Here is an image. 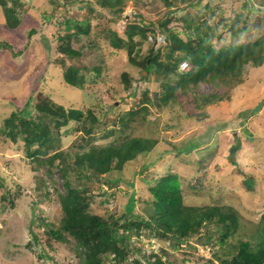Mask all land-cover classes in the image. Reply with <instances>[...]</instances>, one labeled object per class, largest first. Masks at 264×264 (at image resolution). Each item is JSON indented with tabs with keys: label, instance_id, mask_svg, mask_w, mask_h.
Instances as JSON below:
<instances>
[{
	"label": "rangeland",
	"instance_id": "obj_1",
	"mask_svg": "<svg viewBox=\"0 0 264 264\" xmlns=\"http://www.w3.org/2000/svg\"><path fill=\"white\" fill-rule=\"evenodd\" d=\"M21 2L17 10L20 24L15 28L8 29L0 9V128L2 119L13 108L21 107L35 78L41 75L34 84L37 91L45 92L65 108L84 112L91 109L100 119L92 125L91 143L104 144L129 136L155 139L149 152L126 162L120 170H111L112 176L121 180L107 188V197L94 195L90 201L92 212L103 217L109 213L115 217L125 214L133 191L136 197L133 212L143 215L148 207L144 200L149 195L150 184L145 180L173 172L178 175L185 204L230 205L239 214V226L226 237L222 248L215 244L213 250L206 249L207 246L200 244L205 239L202 236L200 242L194 237L189 239L197 247L196 251L186 243L174 249L167 239L148 238L144 234L133 236V243L144 253L154 250L163 260H173L176 264H212L206 261L212 251L216 250L219 255L224 249L232 251L240 239L254 233L264 215V62L257 67L245 64L240 76L229 78L225 84L215 86L201 81L191 89L178 88L175 101L162 106L150 101L143 109L140 102L143 91L146 90L151 99H157L162 90L160 80L156 79L154 71H150L147 78L141 76L145 74L141 65L129 62L126 49L114 48L108 40L113 29L121 33L120 26L123 27L125 19L146 24L156 22L166 13L159 0H124L118 16L100 7L91 10L88 3L79 0ZM250 2L202 0L201 5L209 3L214 12L211 16L204 15L207 22L220 34L211 38L212 47L256 38L264 31V10L253 12L250 8V5L264 4V0ZM185 11L192 18L197 12L190 6ZM238 16L246 18L251 31L231 40L224 24ZM67 19L87 20L88 30L77 32L73 26L67 28ZM170 25L180 37H186L181 21L175 20ZM72 31L77 33L69 42L81 55L70 59L61 56L57 49L63 42L59 37ZM148 33L152 34L149 27L146 36ZM120 36L125 39L123 33ZM134 41L133 56L137 60L154 49L159 51L158 59L165 61V42L151 44L139 34L134 35ZM69 64L79 68L83 79L80 85L72 86L63 80L64 67ZM96 64H104L99 73L88 68ZM122 71L131 74V83L126 89ZM168 79L173 83L172 78ZM132 91L134 94L128 96ZM212 92L221 98L203 103L201 95ZM258 105V110L249 113L248 110ZM129 109L138 113L133 121L121 126L117 119ZM127 117L126 114L124 118ZM59 132L58 148L65 150L76 149L72 142L83 134L80 121L74 119H69ZM236 143L239 147L234 153L236 162L232 163L229 146ZM174 146H180L182 152L178 153ZM23 149L20 139L13 142L0 134V264H79L80 257L71 238L66 242L52 240L48 246L46 234L42 233L49 225L57 227L59 224L61 212L54 190V187L63 190L59 171L53 167L52 173H48L47 165H39ZM198 159L202 163L199 170L196 168ZM248 175L255 179L251 190L244 184ZM88 188L96 192V184L89 183ZM40 218L44 219V226H40ZM164 248L167 255L161 252ZM111 257L105 258L103 264H110ZM128 259L131 260V254ZM213 264L221 263L217 259Z\"/></svg>",
	"mask_w": 264,
	"mask_h": 264
},
{
	"label": "trees",
	"instance_id": "obj_2",
	"mask_svg": "<svg viewBox=\"0 0 264 264\" xmlns=\"http://www.w3.org/2000/svg\"><path fill=\"white\" fill-rule=\"evenodd\" d=\"M79 1L88 3L91 10L100 7L117 14L116 16L121 15L124 3V0ZM159 1L166 8V13L156 22L146 24L141 21L136 22L134 19L129 20L122 32L125 39L120 36L122 33L119 34L113 29L108 40V44L112 47L126 49L129 62L141 65L145 72L141 76L147 78L150 71H154L156 79L160 80L159 85L162 90L157 99H151L148 92L143 91L140 101L143 109L150 101L156 106L168 105L175 101L178 88L191 89L201 81L213 83L215 86L225 84L229 78H238L245 64L257 67L264 62V31H261L256 38L249 35L251 39L231 41L214 48L211 45V38L219 37L220 34L204 16L214 14L209 3L201 5L202 0ZM21 6V0H0V9L8 29L20 24L17 10ZM189 6L197 10L193 18L188 11H185ZM250 8L253 12L260 11V8L252 5ZM177 12L182 15L177 16ZM245 19L238 16L234 21L224 24L231 40L251 31V25ZM175 20L181 21L182 26L186 28L185 38L180 37L171 27L170 24ZM65 23L67 28L73 26L78 30L77 32L88 30L87 20L67 19ZM154 26L155 30H153ZM148 27L151 28L152 33L157 31L164 35L163 45L167 46L164 52L165 61L158 59L159 51L154 49L140 60L133 56L134 35L139 34L142 38H146ZM30 30L34 31V29ZM77 32L72 31L59 37V40L63 41L57 49L61 52V56L73 59L81 55V52L69 42ZM182 60L187 61L184 70L179 69ZM103 65L96 64L88 68L99 73ZM78 70L79 68L73 64L65 66L62 73L63 80L72 86L80 85L82 82L80 80L83 79ZM121 76L126 89L131 83V74L122 71ZM168 77L173 79V83ZM40 78L41 75L35 78L21 107L13 108L2 119L0 134L13 142L20 139L24 153L35 159L39 165H47L48 173H52L53 167L59 171L63 190L59 191L56 187L54 190L58 196L61 216L57 227L49 225L48 229L42 232L46 234L48 246H51L52 240L66 242L71 238L74 250L80 257L79 264H103L105 258L110 255L112 256L110 264H176L173 260H163L154 250L144 253L136 242L133 243L132 238L141 234L148 238L155 236L159 239H167L174 249H179L181 244L186 243L196 251L197 247L189 240L191 237L199 242L200 238L204 237L200 244L207 246L205 248L208 250H213L215 244H219L221 248L225 246L228 239L226 237L239 226L238 212L230 205L185 204L177 173L166 172L167 174L157 178L145 180L150 184L149 195L144 200L148 207L144 209L143 215L133 212L136 200L133 191L129 195L125 214L115 217L109 213L107 217H103L92 212L90 201L94 199V195L107 197L109 191L107 188L113 187L121 180L118 176H112L111 170H120L126 162L149 152L155 145V139L129 136L120 141L113 140L104 144L91 143L89 135L92 125L100 119L91 109L84 112L80 109L65 108L55 103L45 92L37 91L34 84L38 83ZM133 92H129L128 96L133 95ZM156 95L157 93L155 97ZM201 97L203 103H211L221 98L216 92L203 94ZM105 108L104 114L109 106ZM258 109L259 105L248 111L250 113ZM137 113L134 109H129L117 120L121 126H125L133 121ZM126 114L128 117L124 118ZM69 119L80 121L83 134L72 142L76 149H59L61 137L59 129L68 124ZM179 147L174 146L173 149L181 153ZM238 147L239 143L229 146L228 156L232 163L236 162L234 153ZM142 166L146 167L144 163ZM200 166L202 163L198 159L196 168L199 170ZM130 182L132 185V180ZM89 183L96 184V192L88 188ZM254 183L255 179L250 175L244 179V184L249 190L253 188ZM262 219L254 233L246 236L245 239H240L237 245L233 246L232 251L224 249L220 255L216 250L212 251V256L206 261L212 264L217 259L221 264H264V215ZM41 225L44 226L43 218H40ZM161 252L168 254L166 248L161 249ZM130 254L131 260L128 259ZM185 256L189 258L187 254Z\"/></svg>",
	"mask_w": 264,
	"mask_h": 264
},
{
	"label": "built area",
	"instance_id": "obj_3",
	"mask_svg": "<svg viewBox=\"0 0 264 264\" xmlns=\"http://www.w3.org/2000/svg\"><path fill=\"white\" fill-rule=\"evenodd\" d=\"M125 21H126V19L123 21L124 22L123 27L125 26ZM148 39L151 42H154L155 44H161V43L165 42L164 36L162 34H159V33H157L155 36L148 35ZM186 65H187L186 62H182L181 63V68L184 69L186 67Z\"/></svg>",
	"mask_w": 264,
	"mask_h": 264
},
{
	"label": "clouds",
	"instance_id": "obj_4",
	"mask_svg": "<svg viewBox=\"0 0 264 264\" xmlns=\"http://www.w3.org/2000/svg\"><path fill=\"white\" fill-rule=\"evenodd\" d=\"M249 2H250V0H248ZM251 3V2H250ZM258 8H260V11L261 10H264V4H260L259 6H258ZM127 20L125 21V26L124 27H122V26H120L121 27V33L124 31V29H125V27H126V25H127ZM118 28V27H117ZM157 33H159V32H155V33H148L147 34V40H148V35H152V36H155ZM159 34H162V33H159ZM163 35V34H162ZM164 36V35H163ZM151 44H155L154 42H151V41H149ZM182 62H186L187 63V61L186 60H182V61H180V63H179V69H181V70H184L186 67H187V65H186V67L184 68V69H182L181 68V63Z\"/></svg>",
	"mask_w": 264,
	"mask_h": 264
},
{
	"label": "crops",
	"instance_id": "obj_5",
	"mask_svg": "<svg viewBox=\"0 0 264 264\" xmlns=\"http://www.w3.org/2000/svg\"><path fill=\"white\" fill-rule=\"evenodd\" d=\"M264 64V63H263Z\"/></svg>",
	"mask_w": 264,
	"mask_h": 264
}]
</instances>
